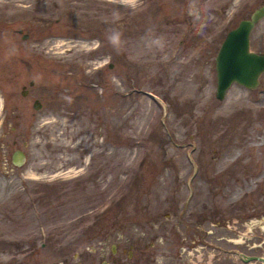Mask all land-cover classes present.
<instances>
[{
    "label": "rangeland",
    "instance_id": "374dc122",
    "mask_svg": "<svg viewBox=\"0 0 264 264\" xmlns=\"http://www.w3.org/2000/svg\"><path fill=\"white\" fill-rule=\"evenodd\" d=\"M261 2L0 0V264H264V71L213 61Z\"/></svg>",
    "mask_w": 264,
    "mask_h": 264
},
{
    "label": "water",
    "instance_id": "95a60500",
    "mask_svg": "<svg viewBox=\"0 0 264 264\" xmlns=\"http://www.w3.org/2000/svg\"><path fill=\"white\" fill-rule=\"evenodd\" d=\"M263 17L264 0L252 8L246 17L240 18L233 27L225 32L213 57L215 98L222 99L232 82L248 89H253L258 84V77L264 71V52L249 49V34L253 26ZM21 37L26 38L27 35L22 33ZM24 93L25 90L22 89L21 94ZM31 105L37 109L41 103L38 99H33ZM24 157L25 155L19 147L14 148L10 153V161L15 166L21 165ZM244 260H258L264 263V256L245 255Z\"/></svg>",
    "mask_w": 264,
    "mask_h": 264
},
{
    "label": "bare ground",
    "instance_id": "6f19581e",
    "mask_svg": "<svg viewBox=\"0 0 264 264\" xmlns=\"http://www.w3.org/2000/svg\"><path fill=\"white\" fill-rule=\"evenodd\" d=\"M263 228H264V226H263Z\"/></svg>",
    "mask_w": 264,
    "mask_h": 264
}]
</instances>
